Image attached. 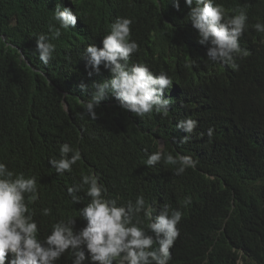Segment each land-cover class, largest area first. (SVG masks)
Listing matches in <instances>:
<instances>
[{"label":"clouds","instance_id":"1","mask_svg":"<svg viewBox=\"0 0 264 264\" xmlns=\"http://www.w3.org/2000/svg\"><path fill=\"white\" fill-rule=\"evenodd\" d=\"M90 3L56 0L54 24L36 36L33 54L47 66L56 51L52 41L61 37L66 48L82 46L89 77L101 68L110 73L100 83L79 85L91 94L81 101L82 118L95 121L101 102L114 97L111 103L138 119L156 113L154 119L166 120L156 124L158 149L144 161L155 168L123 174L68 143L49 159L64 181L17 173L0 162V264H172L182 227L220 206L224 179L238 160L237 147L220 146L231 135L219 132L218 122L238 78L259 81L264 0H184L196 44L185 39L183 46L120 16L93 40L85 18ZM169 3L181 10L180 0ZM189 105L197 109L180 111ZM174 123L185 134L166 139L161 127ZM11 157V168L19 169L17 153ZM167 169L175 179L162 176ZM256 189L264 192L258 183Z\"/></svg>","mask_w":264,"mask_h":264},{"label":"trees","instance_id":"2","mask_svg":"<svg viewBox=\"0 0 264 264\" xmlns=\"http://www.w3.org/2000/svg\"><path fill=\"white\" fill-rule=\"evenodd\" d=\"M55 3L0 0V162L17 173L64 181L49 159L59 157V145L68 143L81 149L82 157L92 153L102 167L106 163L123 174L130 168L152 172L155 167H146L144 161L158 149L156 124L166 120L154 119L156 113L138 119L111 103L114 97L101 102L95 121L82 118L81 101L91 94L82 93L79 85L100 83L110 73L101 68L100 75L89 77L82 46L66 48L61 37L52 41L56 51L47 66L33 54L36 36L49 33L54 24L51 9ZM180 5L176 11L169 0H91L85 18L93 40L120 16L150 25L155 35L176 40L177 45L183 46L185 39L195 45V32L186 18L189 8L184 0ZM259 65V81L244 83L241 75L240 85L224 100L227 112L220 115L218 127L219 132L228 129L231 136H223L220 146L230 144L240 154L224 179L227 187L221 192L220 206L213 204L203 216L182 227L172 264H264V192L256 189L257 183L264 188V63ZM196 109L189 105L180 111ZM176 124L161 127L162 136H184ZM255 141L258 144L252 150ZM13 153H17L19 169L11 168ZM169 153L176 155L177 150L170 148ZM168 175L176 177L169 169L162 172ZM234 176L238 177L230 181Z\"/></svg>","mask_w":264,"mask_h":264},{"label":"rangeland","instance_id":"3","mask_svg":"<svg viewBox=\"0 0 264 264\" xmlns=\"http://www.w3.org/2000/svg\"><path fill=\"white\" fill-rule=\"evenodd\" d=\"M161 144H163V143H161Z\"/></svg>","mask_w":264,"mask_h":264}]
</instances>
